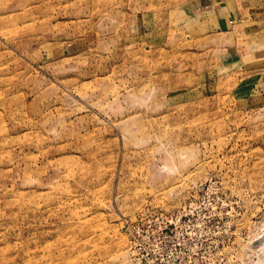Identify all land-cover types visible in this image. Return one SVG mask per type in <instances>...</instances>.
<instances>
[{"label":"rangeland","instance_id":"obj_1","mask_svg":"<svg viewBox=\"0 0 264 264\" xmlns=\"http://www.w3.org/2000/svg\"><path fill=\"white\" fill-rule=\"evenodd\" d=\"M0 264H264V0H0Z\"/></svg>","mask_w":264,"mask_h":264},{"label":"crops","instance_id":"obj_2","mask_svg":"<svg viewBox=\"0 0 264 264\" xmlns=\"http://www.w3.org/2000/svg\"><path fill=\"white\" fill-rule=\"evenodd\" d=\"M221 24H222V27H225V26H223V25H225V24H226V26H228L227 23L223 24V21L220 22V25H221Z\"/></svg>","mask_w":264,"mask_h":264}]
</instances>
